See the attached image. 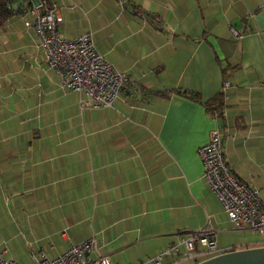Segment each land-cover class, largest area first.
<instances>
[{
  "label": "crops",
  "instance_id": "obj_1",
  "mask_svg": "<svg viewBox=\"0 0 264 264\" xmlns=\"http://www.w3.org/2000/svg\"><path fill=\"white\" fill-rule=\"evenodd\" d=\"M49 1L62 36L92 31L134 83L113 106L82 108L25 10L0 29L2 255L34 264L32 251L53 258L95 238L94 255L138 264L202 228L223 251L264 245L228 218L198 153L221 125L231 171L264 201V0ZM220 93L216 120L205 102Z\"/></svg>",
  "mask_w": 264,
  "mask_h": 264
},
{
  "label": "built area",
  "instance_id": "obj_2",
  "mask_svg": "<svg viewBox=\"0 0 264 264\" xmlns=\"http://www.w3.org/2000/svg\"><path fill=\"white\" fill-rule=\"evenodd\" d=\"M24 23L33 27L45 54L46 63L57 71L63 87L81 93L82 108L113 106L122 90L131 87L134 78L119 70L97 49L92 31L78 36L65 37L58 30L59 3L49 0L25 2ZM231 34L241 39L252 30L248 23L241 28L231 26ZM229 82L225 81V89ZM220 120L222 115H211ZM224 134L221 125L210 132L207 143L198 153L203 161V178L223 203L231 222L238 228L247 227L264 238V201L260 189L253 183L235 175L225 158ZM264 244V243H263ZM95 238L72 245L56 257L38 255L31 257L34 264H113L109 255H94ZM217 246L214 230L202 228L188 235L178 236L171 245L138 264L194 263L225 252ZM0 264H22L18 260L6 259L0 252Z\"/></svg>",
  "mask_w": 264,
  "mask_h": 264
},
{
  "label": "trees",
  "instance_id": "obj_3",
  "mask_svg": "<svg viewBox=\"0 0 264 264\" xmlns=\"http://www.w3.org/2000/svg\"><path fill=\"white\" fill-rule=\"evenodd\" d=\"M26 8L24 5L18 8L14 6V0H0V29L5 27L7 22L14 17L15 15L22 13ZM177 93L182 94L184 96L193 98L197 101H201L200 96L192 91L188 90H176ZM224 93L217 94L211 100L205 102L208 113L213 115L214 113H219L222 115L224 108Z\"/></svg>",
  "mask_w": 264,
  "mask_h": 264
},
{
  "label": "water",
  "instance_id": "obj_4",
  "mask_svg": "<svg viewBox=\"0 0 264 264\" xmlns=\"http://www.w3.org/2000/svg\"><path fill=\"white\" fill-rule=\"evenodd\" d=\"M193 264H264V245L225 251Z\"/></svg>",
  "mask_w": 264,
  "mask_h": 264
},
{
  "label": "rangeland",
  "instance_id": "obj_5",
  "mask_svg": "<svg viewBox=\"0 0 264 264\" xmlns=\"http://www.w3.org/2000/svg\"><path fill=\"white\" fill-rule=\"evenodd\" d=\"M253 234V236L251 237L252 239H259V238H263L260 234H258L257 232L253 231L251 232ZM250 233V234H251ZM260 236V237H259ZM264 240V239H263ZM191 262L193 261H186V262H183L182 264H191Z\"/></svg>",
  "mask_w": 264,
  "mask_h": 264
}]
</instances>
